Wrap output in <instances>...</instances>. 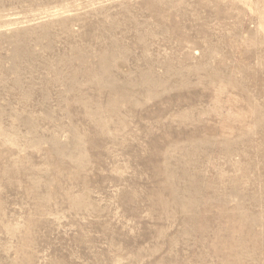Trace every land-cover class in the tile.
Instances as JSON below:
<instances>
[{
	"label": "rangeland",
	"instance_id": "obj_1",
	"mask_svg": "<svg viewBox=\"0 0 264 264\" xmlns=\"http://www.w3.org/2000/svg\"><path fill=\"white\" fill-rule=\"evenodd\" d=\"M0 264H264V0H0Z\"/></svg>",
	"mask_w": 264,
	"mask_h": 264
}]
</instances>
